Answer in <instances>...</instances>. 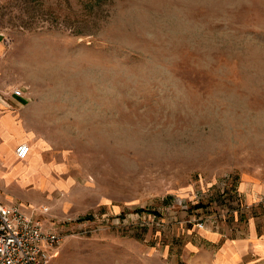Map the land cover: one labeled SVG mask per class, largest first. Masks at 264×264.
<instances>
[{
  "label": "rangeland",
  "instance_id": "rangeland-1",
  "mask_svg": "<svg viewBox=\"0 0 264 264\" xmlns=\"http://www.w3.org/2000/svg\"><path fill=\"white\" fill-rule=\"evenodd\" d=\"M16 89L40 178L9 204L69 232L47 264H189L194 228L264 217V0H0Z\"/></svg>",
  "mask_w": 264,
  "mask_h": 264
},
{
  "label": "crops",
  "instance_id": "crops-1",
  "mask_svg": "<svg viewBox=\"0 0 264 264\" xmlns=\"http://www.w3.org/2000/svg\"><path fill=\"white\" fill-rule=\"evenodd\" d=\"M22 101L26 102L21 96H14L12 90H0V180L15 181L12 187H8V197L11 199H5L0 193V201L5 204L13 203L14 197L9 192L15 195L21 190L19 181H28L32 177L37 181L40 178V166L35 164L31 168L27 161L18 159L16 154L17 147L28 141L20 121L24 107ZM244 192L249 202L257 203L256 199L264 191L257 187L253 190L246 188ZM249 220L239 233L229 230L230 237L220 232L194 228L195 234L182 245L189 264H264V217Z\"/></svg>",
  "mask_w": 264,
  "mask_h": 264
},
{
  "label": "built area",
  "instance_id": "built-area-1",
  "mask_svg": "<svg viewBox=\"0 0 264 264\" xmlns=\"http://www.w3.org/2000/svg\"><path fill=\"white\" fill-rule=\"evenodd\" d=\"M14 93L23 94L21 89ZM30 152L28 143L16 149L20 160L26 159ZM48 211L46 206L27 211L19 205L0 201V264H47L51 261L54 251L69 232L58 225H47L38 216Z\"/></svg>",
  "mask_w": 264,
  "mask_h": 264
},
{
  "label": "bare ground",
  "instance_id": "bare-ground-1",
  "mask_svg": "<svg viewBox=\"0 0 264 264\" xmlns=\"http://www.w3.org/2000/svg\"><path fill=\"white\" fill-rule=\"evenodd\" d=\"M31 153V152H30ZM30 155V154H29ZM28 158V157H27Z\"/></svg>",
  "mask_w": 264,
  "mask_h": 264
}]
</instances>
